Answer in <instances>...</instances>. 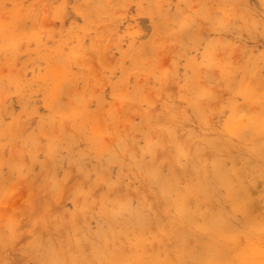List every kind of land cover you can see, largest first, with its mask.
<instances>
[{"label":"rangeland","instance_id":"374dc122","mask_svg":"<svg viewBox=\"0 0 264 264\" xmlns=\"http://www.w3.org/2000/svg\"><path fill=\"white\" fill-rule=\"evenodd\" d=\"M100 1L105 2V7L108 4L114 7H107L106 12L103 6L101 10ZM106 1L0 0V15L5 14L0 19L6 23L19 22L15 45H9L0 28V264H125L126 258L120 263L118 258H138L145 253L166 255L168 243L169 251L176 254L177 264H201L179 256L181 236L169 240L159 224L162 222L171 230L172 225L179 226L180 233L193 237V248L199 251L200 242H209L210 235L199 232L193 224H178L176 211L150 173V163H156L166 177L179 170L175 174L179 182L182 180L180 189L197 192L195 186L199 185V193H191L194 199L191 205L202 209L215 205L212 209L222 210L229 225L238 231V238H243L241 245L254 238L264 247V207L260 209L258 203L248 219L235 210L229 192L216 178L206 182L210 191H203L200 179L185 174L183 169L189 157H196L207 146L208 138L218 135L237 146H230L235 148L232 154L212 149L213 154H209L210 147L204 148L205 151L208 148L210 155L206 168L211 169L212 160L219 157L226 169L234 173L240 162H235V156L242 154L243 161L250 159L255 165L254 172L251 162L242 169L252 186L241 176L243 185L254 191L260 188L256 180L264 181V153L260 158L249 151L251 143L224 133L225 123L235 111L249 118L262 110V104L252 103L243 88L250 85L257 92H264V0H114V3L108 0V4ZM31 4L38 9L32 16ZM113 8L116 15L110 13ZM39 13L40 19L34 20ZM19 14L23 17L20 21ZM24 22L29 23L24 26ZM97 35L103 37L102 45H94L100 41ZM81 40L87 42L86 46L81 45ZM83 46L87 54L89 47L95 51V55L91 53L88 57L90 60L84 59L87 56L79 49ZM106 46L109 52L105 51L104 57L102 51ZM78 50L85 56H79ZM224 66L227 75L223 74ZM52 67H57L56 72L65 69L67 75L59 76L57 81L52 76L55 69ZM56 81L59 86L54 94ZM75 94L83 98L81 105L90 114L99 117L91 118L97 120V132H93L92 123L86 122L81 114H72V107L79 104ZM178 134L183 139L194 135L191 140L186 139V144L196 141L190 143L195 147L181 145L185 139L177 140ZM256 144L264 148L263 142ZM238 145L244 147L243 151ZM134 149L140 151L135 154ZM165 151L172 155H159ZM174 159L179 169H174ZM188 183L192 185L189 187ZM260 186V191H254L257 194H250L262 198L263 206L264 183ZM212 198L213 204L209 203ZM154 199L162 210L154 207ZM206 199L210 205L204 203ZM137 210L147 219L145 234L127 225L129 219L138 221ZM163 238L166 242H162ZM215 248L221 249L227 258L235 255L230 245L220 243Z\"/></svg>","mask_w":264,"mask_h":264},{"label":"bare ground","instance_id":"6f19581e","mask_svg":"<svg viewBox=\"0 0 264 264\" xmlns=\"http://www.w3.org/2000/svg\"><path fill=\"white\" fill-rule=\"evenodd\" d=\"M108 1V0H107ZM106 1V4H108V2ZM114 0H112V2H113ZM124 1V0H123ZM102 1H100V4L102 5V3H103V5L102 6H100L99 8L101 9V7H102V9L101 10H103L104 8H106L105 10H106V12L107 11H109V9L108 8H112V6H113V4H112V6L111 7H109V4H108V8L107 7H105V2H102ZM126 2H128V1H126ZM97 5H99V3H97V2H95ZM114 3V2H113ZM116 3V2H115ZM125 3V2H124ZM126 4V6H127V3H125ZM96 5V6H97ZM103 6H104V8H103ZM125 6V5H124ZM33 7V8H32ZM36 6H32V4H31V8L33 9H31L30 11L32 12V13H30V11H29V15L30 16H32V15H34L33 13V11L34 10H36V9H34ZM114 7V6H113ZM98 8V7H97ZM24 9V8H23ZM38 10V9H37ZM37 10H36V13H37ZM105 10H104V12H105ZM111 11H110V13L112 12V14L114 13L115 15H116V11H114L115 9L113 8V11H112V9H110ZM43 11H45V10H43ZM100 11V10H99ZM40 12V11H39ZM100 12H103V11H100ZM1 13V12H0ZM3 13V12H2ZM45 14H46V11L44 12ZM45 14H44V16H45ZM1 15H3V14H1ZM0 15V16H1ZM28 15V16H29ZM39 15H40V13H39ZM65 15V14H64ZM63 15V16H64ZM3 16H5V14L3 15ZM27 16V17H28ZM29 16V17H30ZM113 16V15H112ZM2 17V16H1ZM7 17V16H6ZM5 17V19L4 20H6L7 18ZM26 17V18H27ZM37 17H41V15L40 16H38V14H36L35 16H34V20H35V18L38 20V19H40V18H37ZM43 17V16H42ZM46 17H47V15H46ZM113 17H116V16H113ZM23 17H22V15L21 14H19L18 16H17V20L18 21H20V19H22ZM63 18V17H62ZM27 21H28V19H26ZM32 21V22H35V21ZM63 21H64V19H63ZM29 23V22H28ZM28 23H23L24 24V26H25V24L26 25H28ZM63 23V22H62ZM65 23V22H64ZM42 24V23H41ZM44 24V23H43ZM31 25H32V23H31ZM31 25H29V26H31ZM45 25V24H44ZM118 25V24H117ZM18 26H19V22H11V23H6V22H4L2 19H0V28L2 29V34H3V36L5 37V40H9L10 42H9V45H15V40L17 39L16 37H17V34H16V31L18 30ZM36 27H37V25H36ZM25 28V27H24ZM89 33V32H88ZM88 33H86V34H84V35H86V37L89 35ZM100 33V32H99ZM103 35V34H102ZM98 36V38L100 37L99 35H97ZM104 36V35H103ZM83 37H85V36H83ZM96 37V36H95ZM97 38V39H98ZM103 38V37H102ZM102 38H99L98 40H100V39H102ZM96 39V40H97ZM82 40H84V38H82ZM82 40H81V45H83L82 43H84V45H85V43H87L86 41H83L82 42ZM93 40H95L94 38H93ZM102 41L100 40V41H95V43H94V45L96 44H98V43H101ZM19 43V42H18ZM80 44V43H79ZM19 45V44H18ZM21 45V44H20ZM100 45H102V43L100 44ZM86 46V45H85ZM98 46V45H97ZM19 47V46H18ZM78 47V46H77ZM76 47V48H77ZM84 46H83V48H79L81 51H83L84 50ZM99 48H100V46H99ZM83 49V50H82ZM89 49H91L92 50V48H90L89 47ZM20 50V49H19ZM80 50H78L77 51V54L79 55V56H87V57H84V59L85 58H88L90 55H92L91 53H93L94 55H95V51L93 52V51H91V50H88V48H87V50L90 52V54H89V52H88V54L86 53L87 51H83L84 52V54L85 55H83L82 54V52L80 51ZM109 49H107V46L105 47V50H103L102 51V54L104 55V53H105V56L104 57H106L107 55H106V52L108 53L109 51H108ZM106 51V52H105ZM17 53H18V51H17ZM76 54V53H75ZM18 58V57H17ZM90 58V57H89ZM88 58V59H89ZM18 60V59H17ZM17 60H14V63L15 62H17ZM90 60V59H89ZM88 61V60H87ZM212 63H213V61H214V58H212ZM67 62V61H66ZM147 63V62H146ZM16 65V64H15ZM4 68V67H3ZM14 68V67H13ZM12 68V69H13ZM55 67H52V70L54 69ZM203 68H201V72H203V70H202ZM57 71V67L53 70V73H52V76L57 80V81H59V76H62V77H65L66 75H67V72H66V70L65 69H62V70H60L59 72H56ZM19 73H21L20 71H19ZM223 74L224 75H227L228 74V70H227V67L226 66H224V68H223ZM253 74H255V73H253ZM161 75V74H160ZM22 76V78H23V75H21ZM202 78H203V75H200ZM19 77H20V75H19ZM21 78V77H20ZM225 78H227V76H225ZM194 79H197V73H196V75H195V77H194ZM204 79H205V76H204ZM11 80H14V78H11ZM4 81V80H3ZM54 82L55 83V87H53V89H52V92H54V94H56V92H57V90H58V88H57V85L59 86V83L58 82ZM202 81V80H201ZM169 82V81H168ZM207 85V84H206ZM261 85V84H260ZM71 87V86H70ZM129 87V86H128ZM145 87V86H144ZM65 90V89H64ZM243 90H244V92H245V94H246V96H247V98H249L250 99V101L252 102V103H258V104H262V110L260 111V112H258L257 114H254V115H251V117H249V118H245V117H243L242 115H240L239 114V112L237 111H235V113L233 114V116L231 117V118H228V120L226 121V123H225V126H224V133H231V134H233V135H235L236 137H238L240 140H244V142L245 143H251L252 145L250 146V152L251 153H254V154H256L258 157H260V158H263V153H264V148L262 147L261 148V146L260 145H258V144H256V142H263L264 143V92L262 93V92H257V90H256V88H251V86L249 85V86H246V87H244L243 88ZM71 91V93L73 92V90H70ZM72 94H74V93H72ZM152 94H153V92H152ZM152 94H151V96H152ZM213 94V93H212ZM149 95H150V93H149ZM75 97H76V100H79L78 101V105L77 106H75V107H72V109H73V111H72V114H74V115H78V114H81L83 117L82 118H84V120L86 121V122H91L92 123V130H93V132H97V130H96V128L98 127V124H97V120L96 119H91V118H99V117H97V116H93L92 114H90L89 112H88V110H87V108H85V107H83V105H81L82 104V102H83V98L81 97V96H79V95H77V94H75ZM151 98V97H150ZM134 102V101H133ZM1 105H2V102L0 103ZM102 106V105H101ZM104 106H106L105 104H104ZM255 106V105H254ZM103 107V106H102ZM105 108V107H104ZM235 109V108H234ZM115 110V109H114ZM130 109H128V114H129V111ZM238 110V109H237ZM148 112H151V111H148ZM126 113V114H127ZM152 114H153V112H151ZM118 114V113H117ZM142 114H144V113H142ZM243 114V113H242ZM105 115V114H104ZM244 116H245V114H243ZM112 116H114L115 118H117V115H114V114H112ZM160 116V118H161V116H163V115H159ZM121 117V116H120ZM128 117V116H127ZM140 117H142V116H140ZM130 118V117H129ZM143 118V117H142ZM159 118V119H160ZM134 118H132V120H133ZM165 119V118H164ZM175 119H177V116H176V118ZM162 120V119H161ZM178 120V119H177ZM151 121H153V120H151ZM169 121V120H168ZM176 121V120H175ZM120 122V121H119ZM150 122V121H149ZM177 122V121H176ZM56 124V123H55ZM120 125H119V127L121 126V122L119 123ZM126 124V123H125ZM173 124V123H172ZM18 126V125H17ZM126 126H127V124H126ZM176 127V126H175ZM22 128V127H21ZM127 128V127H126ZM166 128V127H165ZM164 129V128H163ZM16 130H17V128H16ZM22 130V129H21ZM24 130V129H23ZM23 130H22V132H23ZM123 130H125V128L123 129ZM174 130H175V128H174ZM177 130L180 132V130H179V128H177ZM164 131H165V129H164ZM163 131V133L165 134V135H167L165 132ZM227 131V132H226ZM21 132V131H20ZM120 132V131H119ZM177 132V131H176ZM24 133V132H23ZM22 133V134H23ZM147 133V132H146ZM152 132H150V134H151ZM205 133V132H204ZM148 134H149V132H148ZM172 134H174V131L172 132ZM171 134V135H172ZM183 134V133H182ZM186 134V133H185ZM146 135V134H145ZM152 135V134H151ZM198 135V134H197ZM128 136H130V133H128ZM175 136V135H174ZM178 136H180V137H178ZM178 138H177V140L178 139H183L182 138V135L181 134H178ZM184 136V135H183ZM194 136V135H193ZM193 136H191V137H193ZM150 137V136H149ZM191 137H187L186 136V138H185V136H184V141H185V143H183L182 141V143L180 142V144L182 145H184V144H186V143H188L187 141H186V139L188 140V138H190V140H191ZM94 139H95V137H94ZM148 139V138H147ZM175 140H176V138H175ZM176 140V141H177ZM195 140H197V139H195ZM206 140V139H205ZM230 140V139H229ZM96 141V140H95ZM198 141H200L199 139H198ZM178 142V141H177ZM196 142V141H195ZM194 141L193 142H190V143H195ZM135 143H139V142H136V140H135ZM190 143L189 144H186L187 146L188 145H190ZM197 143V142H196ZM206 143H207V146L208 147H210L209 149H210V151L209 150H207L206 149V151L205 150H203L204 148H206L207 146H205V144H204V148L201 150V151H199V154L195 157H189V159H188V161L186 162V164L185 165H183V169L185 170V174H192V176H193V174H194V176H196V177H198L199 179H200V181H201V183H202V189H203V191L204 190H206V191H210V186H209V184L208 183H206L210 178H216L226 189H227V191L229 192V194H230V199L232 200V204H233V206L235 207V210H238V211H240L241 213H243L248 219H250L251 218V216L255 213V211H256V207L258 206V203H259V207H260V209H261V207H264V204H263V206H262V204H260V199H262V198H258V197H256V198H253V196H251V192L253 193L255 190L256 191H260V189H261V186L260 185H262V183H264V181L263 180H260L259 179V181H258V179L256 180L257 182L256 183H258V184H260L259 185V187H256V188H259V190H257V189H254V191H253V189H252V191L250 190L251 189V187H250V189L247 187V186H245V185H243V182L241 181V176H243V178H245L243 181L244 182H246V183H248V181L246 180V176L247 175H244V173H246L245 172V169L243 170L244 172L242 173V169L244 168V166L245 167H247V165L246 164H250V162H251V164H253V162L249 159V160H246V161H243L244 160V158H243V156H242V154H239L240 156H241V158H239V157H237L238 156V154H237V156H235V158L236 159H234L235 160V162L237 163V160L238 161H240L239 162V165H236V169L234 170L235 172L234 173H231V172H229L227 169H226V166L224 165V162L219 158V157H217V158H214L213 160H212V168L211 169H207L206 168V166L207 165H209L210 163H209V161H210V158L207 156V155H209V154H213V153H210V152H219V153H221V152H224V153H226V152H231L230 154H232L233 153V150L235 149H230V146L233 144L234 145V143H231L230 141H228L227 139H225V138H223L222 136H218L217 135V137H214V138H208L207 140H206ZM165 144V143H164ZM37 145V144H36ZM39 145H40V143H39ZM135 145V144H134ZM236 145V144H235ZM234 145V146H235ZM240 145V144H239ZM238 145V147L240 148V150L242 149V151H243V149H244V147L242 148L241 146H239ZM243 145V144H242ZM166 146V145H165ZM237 146V145H236ZM244 146V145H243ZM246 146V145H245ZM137 147V144L135 145V148ZM190 147H191V149L192 148H194L195 147V145L192 147L191 145H190ZM237 147V148H238ZM38 148V147H37ZM39 148H41V147H39ZM38 148V149H39ZM164 148H166V147H164ZM202 148V147H201ZM231 148H233V146H231ZM247 148H249V147H247ZM246 148V149H247ZM37 149V150H38ZM158 149H160V148H158ZM167 149V148H166ZM172 149V148H171ZM182 149V148H181ZM185 149V148H184ZM188 148L186 147V151H187V153H189L190 151H188L187 150ZM190 149V150H191ZM211 149H212V151H211ZM245 149V150H246ZM34 150V149H33ZM162 150H164V149H162ZM244 150V151H245ZM134 151H135V149H134ZM140 151V150H139ZM138 150H136L135 151V154H137L136 152H139ZM156 151H158V150H156ZM160 151V150H159ZM172 151H173V149H172ZM183 151V150H182ZM193 151V150H192ZM207 151H209V154H208V152ZM166 152V153H165ZM165 152H163V153H161V154H159V155H162V154H166V155H170V153L168 154V152H171V150L170 151H165ZM235 152H236V150H235ZM238 152V151H237ZM154 153V152H153ZM172 153V152H171ZM185 153V152H184ZM146 154V152L144 151V155ZM186 154V153H185ZM191 154V153H190ZM190 154L188 155V156H190ZM230 154H228V155H230ZM236 154V153H235ZM247 154H249V153H247ZM147 155V154H146ZM172 155V154H171ZM170 155V156H171ZM220 155V154H219ZM23 156V155H22ZM152 156H153V154H152ZM187 156V157H188ZM192 156H193V153H192ZM210 156V155H209ZM213 156H215V153H214V155ZM217 156V155H216ZM226 156V155H225ZM224 156V157H225ZM253 156H255V155H253ZM145 157V156H144ZM160 157V156H159ZM173 157V156H172ZM198 157V158H197ZM206 157H208V159H206ZM212 157V156H211ZM157 158H158V154H157V157H156V160H157ZM182 158V157H181ZM226 158H228V157H226ZM242 158H243V160H242ZM22 159H24L23 157H22ZM155 159V158H154ZM153 159V160H154ZM169 159V158H168ZM171 159V158H170ZM242 160V162H241V160ZM156 160H154V161H156ZM172 160L173 159H171L169 162H170V164L172 163L173 164V162H172ZM22 161V160H21ZM175 161H176V159H174V165H175ZM179 161V160H178ZM182 161V160H181ZM260 161V160H259ZM262 161V160H261ZM260 161V162H261ZM23 163H24V161H22ZM157 162V161H156ZM22 163V167H23V164ZM165 163H166V161H165ZM164 163V164H165ZM179 163H180V161H179ZM209 163V164H208ZM240 163H242L243 165H241ZM167 164V163H166ZM172 164L170 165V166H172ZM16 166V165H15ZM165 166V165H164ZM167 166V165H166ZM176 166V165H175ZM59 167V166H58ZM57 167V168H58ZM83 167H86V166H83ZM178 166H176V167H174V169H176ZM234 167V166H233ZM56 168V167H55ZM56 168V169H57ZM173 169V170H174ZM178 169H179V167H178ZM249 169V168H248ZM252 172H254V169H255V165L253 164V167H252ZM149 170H150V173H152V175H153V179L159 184V186H160V188H161V190H162V195L163 196H165L168 200H169V202H170V205L174 208V210L176 211V214H177V217H178V219H179V222H178V224H188V223H190V224H193V225H195L196 226V230H198L199 232H202V233H204V234H206L207 236L208 235H210V241L209 242H200V248L202 249L201 251H199V250H195L194 248H193V246H194V242H193V240L191 239V238H193V237H189V236H186V235H188V234H186V235H184L183 233H180V228H179V226L177 227L176 225H172V230L171 229H168V228H171L170 226H167L166 224H162V222H160V224H159V226L162 228V229H164V234L165 235H167L168 236V238H169V240H171L172 239V241L174 240L173 238L174 237H177L178 235H180L181 236V238H180V240H181V242H182V245H181V247H180V249L178 250V252H179V256H187V257H190V258H192L193 260H197V261H199L201 264H264V247H262L261 245H260V243H259V241L258 240H256V239H254V238H248L247 239V244L245 245V246H243V245H241L240 243H242V241L241 240H243V238L240 240L239 238H238V231L236 230V229H233L230 225H229V223L227 222V218H226V216L224 215V213L222 212V210H220V209H212L213 207L215 208V205L213 206L212 204L213 203H215V202H213V199L215 198H212L211 200L212 201H210L209 200V203H212L211 205H212V207H211V209L209 208H206V209H202L201 207H199L198 205H191V203L193 202V201H191V199H193V197H192V194L191 193H199L198 192V188H197V186H199V185H197V186H195V188H196V190H197V192L195 191L194 192V190L193 191H189L188 189H180V184L179 183H181L182 182V180H180V182L178 181V177H177V174H175L177 171H179V170H175V173L174 174H172V175H170L169 177H166V176H163L162 175V173H161V170H159L158 169V166H157V164L156 163H153V164H151L150 163V166H149ZM50 171H51V169H50ZM84 171V170H83ZM105 171V170H104ZM192 171L194 172V173H192ZM179 173V172H178ZM241 173H242V175H241ZM248 173H249V170H248ZM50 174V172L48 173V175ZM56 174H58V173H56ZM82 174V173H81ZM83 175V174H82ZM107 175V174H106ZM110 175V174H109ZM180 175V174H179ZM178 175V176H179ZM188 175H186V178L187 177H189ZM235 175H240V176H238V178L236 179L235 178ZM256 175V174H255ZM254 175V176H255ZM191 176V177H192ZM193 176V177H194ZM57 177V176H56ZM55 177V178H56ZM107 177V176H106ZM180 177V176H179ZM190 177V178H191ZM183 177H181V179H182ZM185 178V177H184ZM257 178H258V174H257ZM48 179V178H47ZM107 179V178H106ZM189 180V179H188ZM188 180L186 179L185 181L186 182H188ZM191 180H193V178L191 179ZM191 180H190V182H191ZM85 181H86V179H85ZM88 181V180H87ZM262 181V182H261ZM36 182V181H35ZM87 184H88V182H86ZM62 184H64V182L62 181ZM66 184H68V183H66ZM84 184H85V182H84ZM116 184V183H115ZM186 184V183H185ZM189 184V187H190V184L192 185V183H188ZM249 184V183H248ZM258 184H256L257 186H258ZM86 185V184H85ZM195 185H196V183H195ZM66 186V185H65ZM82 186H84V185H82ZM87 186V185H86ZM119 186V185H118ZM249 186H252L251 184H249ZM48 187V186H47ZM71 187V186H70ZM117 187V186H116ZM121 187H122V185H121ZM121 187H118V188H121ZM67 188V187H66ZM73 188V187H72ZM85 188V187H84ZM254 188V187H253ZM44 189V188H43ZM42 189V190H43ZM65 189V188H64ZM69 189H71V188H69ZM96 190H95V192H97V193H99V190H97V188H95ZM99 189H101V188H99ZM124 189V188H123ZM123 189H122V191H123ZM143 189V188H142ZM46 189H44V191H45ZM66 190V189H65ZM116 190V189H115ZM118 190H121V189H118ZM117 190V191H118ZM125 190V189H124ZM130 190V189H129ZM144 190H146V189H144ZM93 190L91 189V192H92ZM121 191V192H122ZM151 191V190H150ZM205 191V192H206ZM130 192H131V190H130ZM130 192H128V193H130ZM146 192V191H145ZM200 192H202V191H200ZM48 193H49V191H48ZM92 193H94V191L92 192ZM151 193V192H150ZM153 193V192H152ZM152 193H151V195H152ZM94 194H96V193H94ZM111 194V193H110ZM122 194V193H121ZM148 194V193H147ZM254 194H257L256 192H254ZM2 195V194H1ZM97 195V194H96ZM99 195V194H98ZM199 195V194H198ZM206 195L207 194H203V198H207L206 197ZM147 196H149V194L147 195ZM155 196V195H154ZM201 196V195H200ZM82 197V196H81ZM150 197H153V196H150ZM255 197V196H254ZM89 198V197H88ZM97 198H98V196H97ZM121 198H123V196L121 197ZM147 198H149V197H147ZM32 199H34V198H32ZM80 199V198H79ZM198 199V198H197ZM208 199V198H207ZM206 199V200H207ZM98 200V199H97ZM96 200V201H97ZM162 200V199H161ZM194 200V199H193ZM205 200V199H204ZM219 200V199H218ZM81 201V200H80ZM153 201V200H152ZM154 201H156L155 199H154ZM222 201V200H221ZM62 202V201H61ZM98 202V201H97ZM96 202V203H97ZM106 203V202H105ZM200 203H202L203 204V202H200ZM204 203H208V200H207V202L206 201H204ZM208 203V205H210ZM37 204V203H36ZM53 204V203H52ZM51 204V205H52ZM98 204V203H97ZM109 204V203H108ZM115 205V204H114ZM155 205H157L158 206V202L156 201V204L154 203V207L155 208H157ZM218 205H219V202H218ZM160 206V205H159ZM158 206V207H159ZM4 207V206H3ZM38 207V206H37ZM36 207V209H38L39 210V208H37ZM52 207H55V205H53ZM121 207V206H120ZM152 207V206H151ZM153 207V208H154ZM161 207V206H160ZM159 207V208H160ZM164 207V206H163ZM171 207V208H172ZM223 207V206H222ZM221 207V208H222ZM1 208H2V206H1ZM53 209V208H52ZM56 209V208H55ZM161 210H162V208H160ZM164 209V208H163ZM166 209V208H165ZM2 210H4V209H2ZM37 210V211H38ZM57 210H58V208H57ZM227 210V209H226ZM264 210V209H263ZM262 210V211H263ZM59 211V210H58ZM88 211V210H87ZM156 211L157 212H159L158 211V209H156ZM167 211H169V210H167ZM261 211V212H262ZM42 212V211H41ZM121 212V211H120ZM163 212V211H162ZM165 212H166V210H165ZM171 212V211H170ZM18 213V212H17ZM21 213H22V211H21ZM45 213V212H44ZM79 213V212H78ZM77 213V214H78ZM88 213V212H87ZM46 214V213H45ZM50 214H52V213H50ZM49 214V215H50ZM60 213H58V215H59ZM163 214V213H162ZM160 215H161V212H160ZM257 215H259V214H257ZM19 216V215H18ZM45 216V215H44ZM52 216V215H51ZM50 216V217H51ZM87 216V215H86ZM161 216H166L165 214H163V215H161ZM169 216H170V214H169ZM172 216H173V213H172ZM46 217V216H45ZM79 217H81V214H79ZM89 217H91V216H89V214H88V219H89ZM167 217V216H166ZM203 218L202 219V221H200L199 220V218ZM18 218V217H17ZM17 218L15 219L16 221H17ZM47 218V217H46ZM81 218H83V217H81ZM136 218L138 219V221L137 222H133L131 219H129L128 221H127V225H128V227L129 228H136V229H141L142 230V232H144V234L145 233H147L146 232V226H147V219L145 218V215H144V213L141 211V210H137V215H136ZM165 218V217H164ZM4 219V218H3ZM117 219V218H116ZM163 219V218H162ZM161 219V220H162ZM48 221V220H47ZM51 221V220H50ZM49 221V222H50ZM60 221V220H59ZM81 222L83 221V219L82 220H80ZM90 221V220H89ZM40 222V221H39ZM49 222H48V224H49ZM81 222H79V223H81ZM167 222H168V220H167ZM55 223H56V221H55ZM169 223H170V221H169ZM175 223V222H174ZM3 224V223H2ZM40 224V223H39ZM51 224H52V222H51ZM152 224H153V222H152ZM171 224V223H170ZM41 225V224H40ZM40 225H37V227L38 226H40ZM64 226H67L66 224L64 225ZM176 226V227H175ZM1 227V226H0ZM2 227H4V224H3V226ZM15 227H17L16 225H15ZM34 227H36V226H34ZM40 227H42V226H40ZM40 227H38V228H40ZM38 228H36V229H38ZM53 228V227H52ZM16 229V228H15ZM83 229H85V228H83ZM2 230H3V228H2ZM4 230H5V228H4ZM39 230V229H38ZM65 231V230H64ZM83 231V230H82ZM85 231V230H84ZM148 231V230H147ZM42 232H44L45 233V230L44 229H42ZM79 232V231H78ZM131 233V232H130ZM157 233L158 234H161V233H159L158 232V230H157ZM43 234V233H42ZM46 234V233H45ZM64 234V233H63ZM191 236H192V234L191 233H189ZM197 234V233H196ZM44 235V234H43ZM42 235V236H43ZM194 235V234H193ZM64 236V235H63ZM107 236H108V234H107ZM159 236V235H158ZM179 236V237H180ZM200 236V235H199ZM81 237V236H80ZM165 238H166V236H164ZM172 237V238H171ZM121 238H123V237H121ZM124 239V238H123ZM195 239V238H194ZM43 240V239H42ZM117 240V239H116ZM55 241V240H54ZM155 241V240H154ZM171 241V242H172ZM70 242H72L71 240H70ZM142 242V241H141ZM157 242V241H156ZM162 242H166L165 241V239L163 238L162 239ZM170 242V244H172ZM117 243V242H116ZM153 243H155V242H153ZM220 243H223V244H225V245H230L232 248H234V251H235V255L233 256V257H231V258H227V257H225L224 255H222L221 254V249H216L215 248V246H216V244H220ZM46 244V242L44 243V245ZM54 244H56V241L54 242ZM82 244H83V242H82ZM109 244L111 245V243L109 242ZM158 244V243H157ZM157 244H156V246H157ZM63 245V244H62ZM68 245V244H67ZM71 245H73L72 243H71ZM86 245V244H85ZM84 245V246H85ZM117 245H118V243H117ZM46 246V245H45ZM64 246V245H63ZM88 246V245H87ZM87 246H86V248H87ZM101 246V245H100ZM127 246V245H126ZM147 246H148V244H147ZM156 246H155V248H156ZM172 246H174V244H172ZM41 247H42V245H41ZM55 247H56V245H55ZM58 247V246H57ZM65 247V246H64ZM70 247H72V246H70ZM77 247V246H76ZM168 247H169V243H168ZM168 247H165V250L167 251V254L166 255H150V254H147V253H145V254H141V255H139V256H137L138 258H128L127 256H125V257H119L118 259H119V261H118V263H120V262H122V260H123V258H126V261H125V264H135V262H137L138 260H139V264H177L175 261H174V259H175V257H176V254H172L173 252H172V250L171 251H169V248ZM38 248H40V247H38ZM102 248V247H101ZM101 248H100V250H101ZM132 248H134V247H132ZM196 248H199L198 247V245H197V247ZM41 249V248H40ZM45 248H43V250H44ZM73 248H71V250H72ZM87 249H89V248H87ZM95 249V248H94ZM127 250H128V246H127V248H126ZM148 249H149V247H148ZM157 249V248H156ZM32 250V249H31ZM39 250V249H38ZM42 250V249H41ZM40 251V250H39ZM76 251V250H75ZM87 251H89V250H87ZM172 252V253H171ZM32 253H33V251H32ZM43 253V252H42ZM62 252L60 251V254H61ZM65 253H66V251H65ZM161 254H163V253H161ZM38 255H39V253H38ZM40 255H41V253H40ZM64 255V254H63ZM62 255V256H63ZM83 255H84V253H83ZM61 256V255H60ZM61 256V257H62ZM76 256H78V255H76ZM86 256V255H85ZM90 256V255H89ZM88 256V257H89ZM101 256V255H100ZM66 257V256H65ZM68 257V256H67ZM84 257V256H83ZM77 258V257H76ZM80 259V258H79ZM84 259H85V257H84ZM91 259V258H90ZM116 259V258H115ZM76 260V259H75ZM78 260V259H77ZM175 260H177V259H175ZM65 261V260H64ZM66 264V263H65ZM74 264H76V262L74 263ZM78 264V263H77ZM108 264V263H107ZM120 264H122V263H120Z\"/></svg>","mask_w":264,"mask_h":264}]
</instances>
